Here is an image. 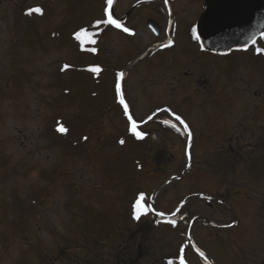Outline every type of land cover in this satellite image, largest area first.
Listing matches in <instances>:
<instances>
[{"label":"rangeland","instance_id":"obj_1","mask_svg":"<svg viewBox=\"0 0 264 264\" xmlns=\"http://www.w3.org/2000/svg\"><path fill=\"white\" fill-rule=\"evenodd\" d=\"M103 4L20 0L15 20L12 1L0 0V264H167L169 259L179 264L181 247L186 264H203L185 247L187 225L133 218L131 207L139 193L148 199L186 169V140L179 136L181 126L177 132L166 125L168 133L155 123L138 130L147 140H134L113 101L115 75L127 61L111 66L121 44L110 31L84 50L74 39L75 32L103 18ZM37 7L42 15L28 14ZM261 57L226 68L217 83V72L227 61H210L202 68L197 60L196 72L210 71L205 74L213 88L202 94L187 89L189 84L180 86L177 80L185 69L173 66L151 74L136 69L127 76L136 122L170 104L191 131L189 172L157 194L155 210L169 214L188 195L204 193L235 213L237 226L231 230L202 222L193 230L194 244L213 264H264ZM65 64L70 67L62 70ZM93 67L100 71L91 72ZM181 98L194 100L182 103ZM160 120L169 121L166 114L154 122ZM58 125L67 132H59ZM155 148L166 151L163 170L149 159ZM184 213L216 224L231 220L226 210L199 199L188 201ZM119 244L126 246L120 249ZM124 249L126 258L134 259L139 250L143 259L120 262Z\"/></svg>","mask_w":264,"mask_h":264},{"label":"flooded vegetation","instance_id":"obj_2","mask_svg":"<svg viewBox=\"0 0 264 264\" xmlns=\"http://www.w3.org/2000/svg\"><path fill=\"white\" fill-rule=\"evenodd\" d=\"M11 1L14 8L12 9L15 11L14 16L16 20L18 19L17 11L19 10L20 0ZM28 1L32 2L34 0ZM211 1L212 0H168V3L166 4L165 0H113L111 8V14L113 18L118 19L123 27L129 28L134 34L125 33L123 28L118 29L114 26H110L106 29V31L111 32V38L116 39L118 43L121 44L119 54L116 56L118 60H116L115 57L111 58V66H116L117 62L122 65L124 60H127L125 61V68L121 71H118L123 73L131 63H133L139 57L144 56L142 60L138 61L130 69L128 75L136 69L139 70L140 73L151 74L155 70L159 69V67L165 65L169 67H176L178 70L185 69V72L181 73L179 77L180 79L177 80V83H179L180 86L189 84V86L186 87L187 89L194 87V94L198 92L202 94L209 93L205 91L211 90L213 88L210 80L205 74L208 72L210 73V71H206L202 75H200L199 72H196L194 67L198 65L199 62H202V68H206L209 66L208 62L210 61H212V63H215L216 60H220L221 63L225 60L227 61V66L217 72V83L221 72H224L226 68H237L238 65L242 66L241 63L243 59H249V61H251L253 58H257L259 55L262 56L261 58H264V28L260 35H255L252 39H248L249 41L246 45H238L229 48L213 47L208 44L205 39H203L199 31V25L201 20L206 15L211 13L212 7L214 5L211 4ZM216 1H214V3H216ZM241 1L244 3L247 10L253 9L250 0H248L249 2L245 0ZM257 1L261 6L264 16V0ZM224 13L230 12H221L220 10H217L213 12V14L211 13V15L217 17ZM248 15V20L251 21V16L253 14L248 12ZM197 36H199V39H196ZM168 41H172L173 43L171 46L165 47L164 45H167ZM253 41H255V43ZM128 44L134 46V48L137 50L136 53L132 54L131 45ZM257 49H260L261 51L258 52ZM166 59L170 61H166ZM197 60L199 61L198 64L196 63ZM180 67L183 69H180ZM127 76L124 81V94L125 100L128 106H130V95L128 94V90L126 88ZM185 79H190V81L184 82ZM219 89L223 95L225 91H223L221 88ZM148 96L153 98L150 95ZM197 98L199 97H195L194 99ZM157 100L163 102V99L161 98H158ZM180 100L182 103L192 102V100L188 101V98H181ZM113 101L115 103V97ZM221 101L226 102L227 100ZM165 105L167 106L162 105L159 107L170 109L168 108L170 104ZM170 110L178 113L174 109ZM156 124L162 131H166L164 130L162 120L157 121ZM166 132L170 133L169 131ZM173 135L177 134L174 133ZM152 137L155 140L157 135L152 134ZM227 147L232 148V146L229 144ZM216 149L217 148H214V150ZM151 150L153 151L151 155H154L153 158L157 160V170H163L162 167L164 165V159L162 160V155H165L166 151H164L162 148H155V150ZM166 161L169 163L171 159L166 158ZM232 214L234 223L231 227L233 229L237 224V219L235 218V213L233 211ZM127 252V249H124L121 253L124 255V257H126ZM142 259L143 256L138 250L137 256L134 259L128 260V262H139Z\"/></svg>","mask_w":264,"mask_h":264},{"label":"water","instance_id":"obj_3","mask_svg":"<svg viewBox=\"0 0 264 264\" xmlns=\"http://www.w3.org/2000/svg\"><path fill=\"white\" fill-rule=\"evenodd\" d=\"M214 1L216 0L211 1V4H214L211 10L212 14L217 10H220L221 12L229 11L230 13H224L221 16H217V17L209 13L201 20L199 25V31L203 39H205V41H207L208 44H210L211 46L224 48V47H234L240 44H246L249 41L248 39H252L253 36H255L257 33H259L262 30L264 25V16L261 6L258 4L257 0H250L252 4L251 6L253 8L251 10H247L244 3H242L241 0H217L216 3H214ZM245 1L249 2L248 0ZM109 12L111 13V8H109ZM248 12L253 14L251 16L252 19L251 21L248 20L249 19ZM132 65H134V63ZM132 65L130 67H132ZM127 72L128 70L125 72L124 76H126ZM120 92H121V96L124 99L125 104H127L123 95L122 86ZM128 112H130L129 107H128ZM154 115H152L150 118H152ZM172 116L175 118L174 114H172ZM190 144H191V138L189 139L188 137L187 146H186L188 164H189ZM175 179L177 178H172L166 181L153 194L150 200L151 208L154 197ZM177 209L179 211L180 208ZM178 211L176 210L170 216L157 215V213L155 212L154 214L158 217L171 218L174 217ZM195 221L196 220H193L188 227L187 240L189 241L193 251L199 255V253L196 251L197 247L194 245L191 239V231ZM202 258H204L208 262V264H212V262L205 255Z\"/></svg>","mask_w":264,"mask_h":264},{"label":"snow or ice","instance_id":"obj_4","mask_svg":"<svg viewBox=\"0 0 264 264\" xmlns=\"http://www.w3.org/2000/svg\"><path fill=\"white\" fill-rule=\"evenodd\" d=\"M165 3L167 4L168 3V0H165ZM112 4H113V0H107L108 8H105L104 9V13H105L106 18L105 19L97 20L95 22L94 27H96L97 29H99L101 25H103L104 27L114 26L115 28H118V29L119 28H123V31L125 33L134 34L129 28L123 27L122 24L120 23V21L118 19H114L113 18L112 14L109 12V8H111ZM33 12H35L37 14H41V15L43 14L42 13V9H40L38 7L29 10V13L28 14L31 15ZM96 34L97 33L89 32L87 29L81 28L79 31H77V32L74 33V38H75V40L79 41L81 49L84 50L85 43H91L93 45L96 44V40L93 39V37ZM196 39H199V36H197ZM253 42L255 43V41H253ZM172 43H173L172 41H168V44L167 45H164V46L165 47L171 46ZM90 51L93 52V53H95V52H97V49L95 47H92L90 49ZM257 51L259 52L261 50L260 49H257ZM69 67H70L69 65L65 64L63 66V69L62 70H66ZM89 70L91 72H93V73H98L100 71V69L98 67H93V68H90ZM120 76H123V73H119L118 74V77H120ZM116 90H117V93L120 92L119 80H118L117 85H116ZM120 103L122 105H124V114L127 116L128 121H129V124H130L129 131L135 137H137V138H143V135L144 134L142 132L137 131V123H136V121L132 118L131 115L128 114V106H127V104H125L123 97H121ZM175 119L182 126L183 133L186 134L189 137V139H190L191 138V131H190L189 125L179 115H176L175 116ZM163 123L165 125H168L169 127L173 128V129H175L177 132H180L181 131V128L178 127L176 123H172V122H170L168 120L163 121ZM58 131L64 133V132H67V129L65 127H63V126H60L58 128ZM85 139H87V137H85ZM119 143L121 145H123L125 143V140L124 139H120ZM151 211H153V209L151 208V206H149V205H147L145 203V194L142 193V192L139 193L138 194V197L135 200V203L133 204V218L136 219V220H140L142 216L147 215ZM177 211H178V209H177ZM157 215H163V213H157ZM169 222L173 226L176 225V221L175 220H171ZM196 251L202 257L205 255L202 251H200L199 248H197ZM167 264H173V260L169 259L167 261ZM179 264H186V260H185V257H184V248L183 247H181V249H180Z\"/></svg>","mask_w":264,"mask_h":264},{"label":"trees","instance_id":"obj_5","mask_svg":"<svg viewBox=\"0 0 264 264\" xmlns=\"http://www.w3.org/2000/svg\"><path fill=\"white\" fill-rule=\"evenodd\" d=\"M94 33H95V31H94ZM60 126H62V125H58V127H57V129L60 127ZM64 127V126H63ZM135 139H138L137 137L135 138ZM134 139V140H135ZM149 159H151V161H154L155 163H157V160H155V158H153V157H151V156H149ZM148 200H149V197H148V199L145 197V203L148 205ZM135 203V202H134ZM133 203V204H134ZM132 211H133V207H132ZM182 212V211H181ZM181 212H180V214L176 217V219L175 220H177V221H179V222H182V224H184L185 226L190 222V219H191V213H184V214H181ZM149 214V213H148ZM135 221H138V220H136L135 219ZM139 226H141V223H139L138 224ZM123 246H121V248H122ZM128 260H130L129 258H125L123 255L121 256V258H120V262H128ZM129 262H131V261H129Z\"/></svg>","mask_w":264,"mask_h":264},{"label":"bare ground","instance_id":"obj_6","mask_svg":"<svg viewBox=\"0 0 264 264\" xmlns=\"http://www.w3.org/2000/svg\"><path fill=\"white\" fill-rule=\"evenodd\" d=\"M124 82V81H123Z\"/></svg>","mask_w":264,"mask_h":264}]
</instances>
